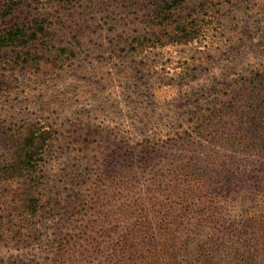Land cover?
<instances>
[{"label": "rangeland", "instance_id": "374dc122", "mask_svg": "<svg viewBox=\"0 0 264 264\" xmlns=\"http://www.w3.org/2000/svg\"><path fill=\"white\" fill-rule=\"evenodd\" d=\"M124 1L113 0L112 11L137 24L149 0ZM205 11L196 14L203 35L184 45L138 47L139 26L131 22L123 37L93 36L82 56L61 67L33 71L17 51H0V146L11 129L51 134L42 207L21 234L19 217L6 211L15 186L0 184V264H50L79 220L122 218L124 204L160 185L156 197L167 201L185 242L182 264L210 237L264 264V150L237 149L251 125L239 89L264 74V0H214ZM5 152L0 147V162ZM133 171L142 188L122 195L117 174Z\"/></svg>", "mask_w": 264, "mask_h": 264}, {"label": "trees", "instance_id": "16d2710c", "mask_svg": "<svg viewBox=\"0 0 264 264\" xmlns=\"http://www.w3.org/2000/svg\"><path fill=\"white\" fill-rule=\"evenodd\" d=\"M196 1L149 0L140 7L141 16L135 24L129 17L118 18L112 11L113 0H6L0 3V51H17L19 63L33 71L41 64L61 67L66 61L82 56L93 36L123 37L120 32L131 22L139 26L133 43L143 49L192 43L204 33L200 14L206 15L205 9L214 2L204 0L197 5L198 11L186 16V7ZM123 4L134 5L133 0ZM238 94L248 103L251 125L245 128L246 134L238 140L237 149L246 153L264 150V74L246 79ZM231 109L240 110L237 105ZM210 115L216 117L215 112ZM50 140L49 131L36 130L31 125L8 130L6 145L0 146L6 150V159L0 162V184L15 186L12 205L6 211L19 217L17 233H22L42 207L43 162ZM177 171L182 175L184 169ZM117 176L122 195L131 187L142 188L137 172H122ZM101 178L107 179L103 172ZM161 188V185L151 188L140 193V198L130 205L124 204L123 217L117 220L112 215L79 220L83 225L56 243L48 261L50 264H182L180 256L185 242L181 241L179 227H175L165 212L167 201L156 197ZM223 243L220 237L207 238L197 256H192L187 264H256L251 252L246 258L248 249L243 253L232 245L221 248ZM233 249L237 263L229 258L228 251Z\"/></svg>", "mask_w": 264, "mask_h": 264}]
</instances>
